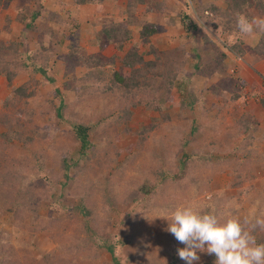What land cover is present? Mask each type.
Returning a JSON list of instances; mask_svg holds the SVG:
<instances>
[{
  "label": "rangeland",
  "instance_id": "1",
  "mask_svg": "<svg viewBox=\"0 0 264 264\" xmlns=\"http://www.w3.org/2000/svg\"><path fill=\"white\" fill-rule=\"evenodd\" d=\"M20 1L27 23L35 21L34 28L28 29L16 20V2H12L0 14L8 16L2 23L9 41L20 43L24 57L41 55L39 46L48 41L53 51L66 55V44L72 42L66 37L75 34L69 30L73 23L69 4L60 10L50 1L46 4L49 10L40 7L42 14L30 22L31 13L26 9H38L37 1L33 5L30 0ZM112 1L116 2H107ZM117 1L128 4V0ZM42 2L38 3L43 6ZM162 2L165 5L160 7ZM255 2L264 8V0ZM185 3L130 0L135 16L130 25L133 41L125 47L124 54L136 47L133 52L143 57L137 62L134 54V68H127L121 83L112 79L106 62L97 74L98 80L91 77L84 79L85 83L79 78L75 87L72 84L65 88L61 69L53 68L51 62V67L45 65V77L52 81L38 86L40 97L25 106L32 111L28 128L38 134L10 144L3 135L0 137V154H5L0 168L6 170V175L1 176L6 178L0 182V264H171L170 255L184 245L167 231V219L170 222L172 212L181 206L214 214L221 221L237 218L256 238L264 234V227H253L257 218L264 219V55L256 50L264 32L241 35L236 25L238 15L226 9L223 0H188V6ZM211 3L222 6V10L205 14L204 6ZM107 8L112 15L113 7ZM182 11L196 22L198 32L184 31L180 24ZM254 12L261 16L257 9ZM84 15L87 22L95 21L94 11H85ZM239 15L252 17L249 12ZM111 18L99 19L96 24ZM146 22L156 23L157 31L143 42L139 34ZM46 28L56 35L58 43L45 36ZM228 30L238 31L236 37L229 36ZM78 37L81 35H75L74 40ZM207 38L217 47L205 57L199 45ZM236 39L241 54L229 51L228 45ZM85 46L86 43L80 45L84 56L97 53L106 58L115 53L111 46L107 51H91L90 45ZM220 52L225 58L219 56ZM208 59L216 62V73L210 71ZM193 60L200 63V70L191 68ZM37 64L42 65L41 59ZM174 73L185 79L183 93L176 87L168 93ZM152 75L157 80L156 84L151 81L152 85L162 86L163 93L154 94L141 87ZM253 76L260 81L252 83ZM23 80L21 77L16 83ZM79 80L84 89L77 85ZM136 83L139 87L132 88ZM57 89V97H46ZM9 91L0 82L2 117L14 111L2 101ZM150 95L154 98L148 101ZM171 96L176 102L187 96L191 105L169 108ZM162 97L166 100L163 105ZM49 100L60 108V115ZM244 115L257 124L255 128L251 126L253 141L245 150H250L247 155L238 148L245 138L236 135L235 130ZM77 123L91 126L93 144L86 157H81L71 128ZM151 124L152 130L148 127ZM196 127L199 131L194 133ZM5 130L0 126V133ZM190 134L194 142L184 149L201 146L206 154L213 149L216 152L205 166L179 170L176 156L183 149L180 142ZM62 154L70 167L58 173ZM152 169L167 170L173 177L161 183L154 178ZM74 206L80 215L73 212ZM82 207L86 215L81 214ZM108 245L113 246L112 253ZM198 255L200 259L194 264H214V255ZM175 264L185 262L180 259Z\"/></svg>",
  "mask_w": 264,
  "mask_h": 264
},
{
  "label": "trees",
  "instance_id": "2",
  "mask_svg": "<svg viewBox=\"0 0 264 264\" xmlns=\"http://www.w3.org/2000/svg\"><path fill=\"white\" fill-rule=\"evenodd\" d=\"M39 1L40 0H30L29 1L30 3L32 2V5H33V2H35L38 6V9H33V8L32 10L26 9L27 13H31V15H29V17L31 18L30 22L36 20V18L42 14L40 7H43V6L40 3H38ZM72 1L74 4L73 8L75 12V10H79V8L82 5H85L88 3L92 4L99 0H72ZM184 1H186L187 3L186 6H188V0H184ZM12 2H16V7H15L16 20L21 24H25L28 29H33L34 28L33 23L35 21L32 22V24L27 23L28 17L23 15V8L20 6L23 2L20 0H0V14L5 9H9L10 8L9 5ZM223 3L226 6V9L231 10L236 15H239L242 13L247 14V12H249V14L252 13V17H253V16H256L254 12V10L256 11V9H257V12L261 16L264 15L263 14L264 8L257 5L255 0H223ZM160 4H161L160 7H163L165 5L163 2ZM28 8H30V6ZM204 8H205L204 10L205 14L214 12L216 9L218 11L222 10L221 9L222 6H217L216 4H212V3L211 5L204 6ZM133 9L134 7L130 5V1H129L128 4H126L124 9L119 8L118 10V15L121 16L120 20H115L114 18V21L110 20L104 23H100L99 25L100 29H96V30L93 29L92 31V34L94 35V39H91V42L96 44L98 47V50H101V51L105 49L107 50L109 46H112L115 52L112 55V57L105 58L97 53H92V55H89V56H84V54L81 55L82 49L77 46L76 44L77 41L74 40L75 35H77L80 25L79 23L75 21L72 9H70V13H72V16H73L72 17L73 23H70L71 26L69 30L71 33H75V34L73 35L69 34L70 36L66 37L67 39L66 41H72L68 45L66 44V48H68V52L66 53V55L60 54L59 50L58 51L56 50L57 52L55 50L53 51V48H52L53 45H51L52 42L48 41L47 45L45 44L43 45L42 43L40 44L39 49L41 50V55L34 56V54L33 55L29 54V56L27 55L24 57L23 52L21 50L20 43H17L15 41H9V40L4 41L3 39L1 40L0 38V78H2L3 85L10 90L9 94L2 101H4L6 104H9V106L14 109L13 113L2 114L4 118L0 115V126H3V128L7 130V131L5 130L6 132L4 133H0V137H2L3 135V137H5L6 139V142L10 144L16 140H19V141L29 140L33 137L32 135L38 134L36 131H32V129L28 128L29 126L27 123L28 121L32 120V117H31L32 111L29 109H25V106H26V103H29L28 101L35 100L38 97H40L38 93V86L40 85L45 86L46 84L51 83L50 81L52 80L49 77L48 78L45 77V75H47V72H46L47 68L45 65L49 64V67H51L50 62L53 65H55L53 68L56 67L58 69H61L59 70V73L65 79L63 83V85H65V88L72 84L75 87V84L79 78H82L83 80L85 79L86 81H88L87 80L88 78L93 77L98 80L99 76L97 74L99 71H102L103 66L105 65L106 62H107V66H109V69L112 71V76H113L112 79L115 82L121 83L123 79V73L127 71V68H130L131 66L133 67L135 63L134 62L135 55L137 56L136 57L137 62H139L141 57H143L142 54L137 55L135 54V52H133L136 50V47H135V50L134 48L132 49L130 48V50H127V52H125L124 54L125 47L133 41V31L130 29V25L133 24V21L135 18V16L133 17V11H134ZM226 9H224L222 12H225ZM51 16L53 17V15ZM125 16H127V18H124ZM180 16H181L180 24L182 25V28L184 29L185 32L191 33L192 30H195L197 32L199 31V27L197 26L196 22H193L191 20L188 12L182 11ZM3 17H8V16L0 15V23H1L0 31L7 30V28L2 23ZM66 22H67L66 24H69L68 21ZM92 23H95V22H92ZM156 28H157L156 23L146 22L145 24H143L142 29L139 34L142 37V39L140 40L143 42H146L147 38L151 36V34H154L157 31ZM226 33H228L229 36L234 38L236 37V34L238 33V31L228 30ZM261 34H263V32ZM190 35L192 36V38H197V35L195 34H190ZM45 36H50V40L53 39L57 41V43L59 42L58 39L56 38V35L53 34L49 28L45 29ZM70 39H73V40H70ZM236 40L237 41L230 43L228 45L229 51H234V52H237L238 54H241L242 51H241L240 42L238 39ZM46 41H47V37L45 39V42ZM259 41L260 43H258L256 50L258 51L260 55H264V36H263V39ZM203 43H205L204 44L205 46L202 47ZM202 45L200 44L199 47L203 49L201 54H204L205 57H208V54L211 55L212 48L217 47L216 44L213 43L212 41L210 42L208 38L206 39V41H202ZM132 47H134V44H132ZM137 49H138V46H137ZM152 50H156V49L154 48ZM120 53H122L123 56H120ZM57 56L59 57V59H57ZM219 56H221L222 58H225V55H223V53L221 54V52ZM38 59H41L42 65L37 64ZM218 59L219 58H217V60ZM207 64L210 67V71L216 73V62L209 60ZM190 66L191 68H194V69L196 68L197 70L201 69L200 63L196 64L195 60H193V62L190 63ZM77 73L81 74V76L79 77L75 76V74ZM83 73H84V76L82 75ZM21 77L24 78V80L22 81L21 84L17 85L16 82L20 80ZM262 78L264 81V75L262 76ZM66 79L70 80L69 83L68 81H66ZM85 80L84 82L87 83ZM155 80H156V77L152 75L148 77V82L143 83L141 87L145 88L146 90H149L150 92L154 94L163 93L164 90L162 89V86H159V88H157V86L152 85L151 81L154 84H156L157 80L156 81ZM80 81L81 80H79L77 85H79V87L82 86L81 88L84 89L83 88L84 85L81 84ZM169 82H170V86L167 87L169 94H170V91L173 89V87H176V89H178V92H181V93L184 92L185 85H186L185 79H179L174 73V75H172V78L169 80ZM135 87H139V84L136 83L132 86V88H135ZM52 95L53 97H57L58 89L54 90L53 92L48 93L46 97H49ZM152 96L151 95L148 96L149 97L148 101L153 100L154 97ZM164 101L166 100H164V98L162 97V99H160V104L163 105ZM261 101H262L261 102L262 105L264 106V97H262ZM49 102L51 103L52 107H55V109L59 112L60 108L55 106L51 102V100H49ZM191 102L192 101H188L187 96L181 97L178 102L174 101V98L171 96L170 100L167 101V104H168L167 107L170 108L174 106H179L181 108L183 107L184 109L187 106H190ZM146 103L148 102L146 101ZM147 106L148 107L151 106V102H149ZM57 115H60V112ZM256 125L257 124L254 121L249 119L248 115L246 116L244 115L236 123V127H237V128L235 127L236 135L238 134V136H243L245 138L242 142L239 143L238 148H240L242 152H245L244 153L245 155H247L246 152L248 153V151H250V150H247V151L245 150L248 149V147L252 145V141H253V136H251V133H250L251 128H252L251 126L255 128ZM148 127L150 128V130H152L154 126L153 124H151V126H148ZM71 128L73 130L75 138L77 139L79 143V150H80L81 157L82 156L86 157L87 152L91 149L92 144H93V142L90 139L91 138V134H90L91 126H89L88 124L77 123V124H74V126ZM194 129H195L193 130L194 133H197L199 131L198 127ZM193 142H194V139L192 138L191 134L188 136L187 139H184L180 142V145L183 147V149H182V152L176 156V159H177L176 161H178V166L175 165L176 168H178L179 170L188 168V166H191V167L195 165L205 166L206 164L210 163V161L212 160L211 157L214 154V151L216 152V150L213 149L209 154H206V152H204V149H202L201 146L199 148L193 147L189 150L184 149L188 145L191 146ZM4 155L5 154H2V153L0 154V163H1V159L4 158ZM61 157H62L61 164L60 163L57 164L59 165L58 173H60L61 169L62 171H64L65 169H68L70 167V164L66 160V157L63 154L61 155ZM221 161L223 162L224 160L221 159ZM2 170L3 169L0 168V182L1 180L4 181L6 178V177L1 178L2 175L3 176L6 175L5 174L6 170L4 171ZM151 171H152L154 178L160 179L161 183L164 182V180H169L170 176L173 177L171 173L168 174L169 171L167 172V170H163V169L153 170L152 169ZM10 188L12 190V187ZM146 192L149 193L148 190H146L145 193ZM73 208H74L73 212L80 215L79 210L78 211L76 210L78 208L77 207L75 208V206ZM83 208L84 207L81 208V214L86 215L87 212H85V209ZM84 223H85V220H84ZM256 239L258 243H264V234L262 233L261 236H258ZM107 250L108 252L112 253L113 246L108 245ZM170 256L173 259V262L171 264H175L177 261L180 260L179 257L177 256V250L173 252Z\"/></svg>",
  "mask_w": 264,
  "mask_h": 264
},
{
  "label": "clouds",
  "instance_id": "3",
  "mask_svg": "<svg viewBox=\"0 0 264 264\" xmlns=\"http://www.w3.org/2000/svg\"><path fill=\"white\" fill-rule=\"evenodd\" d=\"M236 25L241 35H252L255 30L264 32V17L238 15ZM167 221V231L184 245L177 249V255L185 264L199 261L200 252L214 255V264H264V243H258L252 231L237 218L221 221L214 214L181 206ZM255 226L264 227V219L257 218Z\"/></svg>",
  "mask_w": 264,
  "mask_h": 264
},
{
  "label": "crops",
  "instance_id": "4",
  "mask_svg": "<svg viewBox=\"0 0 264 264\" xmlns=\"http://www.w3.org/2000/svg\"><path fill=\"white\" fill-rule=\"evenodd\" d=\"M42 1H43L42 2L43 3V10L47 9V11L49 10V7L46 6V4H49L50 1H52L54 3L55 7L57 6L60 10L63 9L64 5L69 4V6L67 5L68 9H72L75 21L77 23H79V25H80L77 34L81 35V37L80 38L78 37V39H75V41H77L76 44L80 48L81 44L84 45V43H86L85 47L87 48L90 45V50L91 51L92 50H98L97 45L92 43L91 39H94V35L92 34L93 29H95V30L96 29H100V26H99L100 23L98 25H96V23L99 22V19L103 20L105 18V20H107L109 17H112L111 20L114 21V18L116 20H118L121 17V16L118 15L119 8H122V9L125 8V4L124 3H117V2H120V1H117V0H116V2L112 1L110 3H108V2L111 1V0H99V1H96L97 3L95 2V3H92V4L88 3V4H85V5H82L79 8V10H75V12H74V8H73L74 4H72L73 3L72 0H69V2H68V0H42ZM129 1L130 0H128V2ZM110 5L113 7V14L112 15L108 14V12L106 11L108 9L107 7H110ZM85 11L86 12L87 11L88 12H93L94 11L95 15L93 16V20H95V21H92V22H95V23L87 22L89 19H87V16L84 15ZM87 25H89V26H87ZM55 27L58 28L57 26H55ZM0 38L3 39L4 41L10 39V38H8V34L5 31H0ZM111 48H113V47L111 46ZM113 50H114V48H113ZM260 65H262V64H260ZM262 72H264V71H262ZM262 72H260V73H262ZM258 80H259V78H258ZM258 80H255V77L253 76L252 83L253 82L256 83V81H258ZM0 82H2V78H0ZM253 85H255V84H252V86Z\"/></svg>",
  "mask_w": 264,
  "mask_h": 264
}]
</instances>
